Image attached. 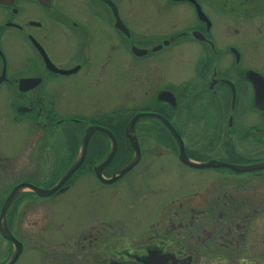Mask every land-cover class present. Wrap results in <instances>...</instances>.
<instances>
[{
	"label": "flooded vegetation",
	"instance_id": "obj_1",
	"mask_svg": "<svg viewBox=\"0 0 264 264\" xmlns=\"http://www.w3.org/2000/svg\"><path fill=\"white\" fill-rule=\"evenodd\" d=\"M260 164L264 0H0V264H264Z\"/></svg>",
	"mask_w": 264,
	"mask_h": 264
},
{
	"label": "water",
	"instance_id": "obj_2",
	"mask_svg": "<svg viewBox=\"0 0 264 264\" xmlns=\"http://www.w3.org/2000/svg\"><path fill=\"white\" fill-rule=\"evenodd\" d=\"M149 116H151V115L141 114V115H136L135 117H133L132 120L129 123V128L127 129L126 132L128 133V132H132L133 131L134 123L137 120H139L141 118H148ZM95 133H100V134L106 136L111 141L109 155L106 158V160L104 162H102L98 166L97 170L101 171L105 166H107L112 161V159H113V157H114V155L116 153V150H117V143H116L115 137L113 136V134L110 131H108L106 129L100 128L98 126H91L85 131V134L83 136V140H82V143H81V149H80V153H79L78 158L72 163V165L69 167V169L67 170V172L63 176V178L60 181V183L55 188H59L60 186H62L73 175V173L81 166V164L83 163L84 158L86 156V153H87L88 143H89L91 137ZM131 147H132V149L134 151L135 158L131 162H129L119 172L118 177L124 175L127 171L131 170L134 167V165L136 164V162H137V160H138V158L140 156L141 152H140L139 146H138L137 142L135 141V138H133V137H131ZM180 148H181V146H180ZM180 153H182L181 149H180ZM209 166H212V165H203V167H205V168L209 167ZM259 169H264V164L248 167V170H259ZM104 181L106 183H112V182L115 181V177H113L110 180H104ZM16 193H17V191L15 190L11 194V196L8 199V203H10L11 200L16 196ZM0 233L4 236V238L16 242L15 239L11 236V234H10V232H9V230H8V228L6 226H0ZM16 243H18V242H16ZM18 245H20V244L18 243ZM19 254H20V248L18 246L8 264H13L15 262V260L18 258Z\"/></svg>",
	"mask_w": 264,
	"mask_h": 264
},
{
	"label": "rangeland",
	"instance_id": "obj_3",
	"mask_svg": "<svg viewBox=\"0 0 264 264\" xmlns=\"http://www.w3.org/2000/svg\"><path fill=\"white\" fill-rule=\"evenodd\" d=\"M68 5H70V3L68 4ZM167 71L168 72H170V71H172L174 74L176 73V75L177 76H180V72H179V70L178 69H176V70H174L173 69V67H169V68H167ZM131 94H128V93H125V97H126V99L127 100H129V101H131ZM111 115V114H110ZM112 116V115H111ZM145 148V150L146 149H148V148H150L149 150H147V151H145V153H171V151H168V150H165V149H163V148H161V147H158V146H156V147H148V146H146V147H144ZM36 205V204H35ZM37 208H36V206H33V208L31 209V210H33V211H35ZM5 250V246H2L1 247V245H0V263H2V262H4V260H5V255H4V250ZM5 252H6V250H5Z\"/></svg>",
	"mask_w": 264,
	"mask_h": 264
}]
</instances>
